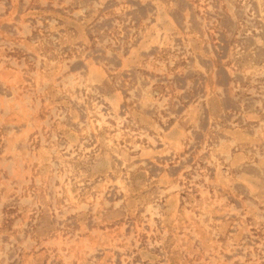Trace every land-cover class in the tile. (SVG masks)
I'll use <instances>...</instances> for the list:
<instances>
[{
    "label": "rangeland",
    "instance_id": "obj_1",
    "mask_svg": "<svg viewBox=\"0 0 264 264\" xmlns=\"http://www.w3.org/2000/svg\"><path fill=\"white\" fill-rule=\"evenodd\" d=\"M0 264H264V0H0Z\"/></svg>",
    "mask_w": 264,
    "mask_h": 264
}]
</instances>
